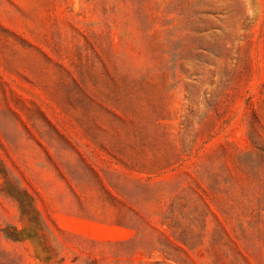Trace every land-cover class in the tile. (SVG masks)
<instances>
[{"label":"rangeland","instance_id":"rangeland-1","mask_svg":"<svg viewBox=\"0 0 264 264\" xmlns=\"http://www.w3.org/2000/svg\"><path fill=\"white\" fill-rule=\"evenodd\" d=\"M0 264H264V0H0Z\"/></svg>","mask_w":264,"mask_h":264}]
</instances>
